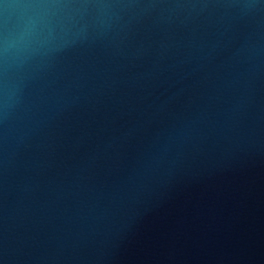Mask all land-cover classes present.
Listing matches in <instances>:
<instances>
[{
    "label": "water",
    "instance_id": "95a60500",
    "mask_svg": "<svg viewBox=\"0 0 264 264\" xmlns=\"http://www.w3.org/2000/svg\"><path fill=\"white\" fill-rule=\"evenodd\" d=\"M0 264H264V0H0Z\"/></svg>",
    "mask_w": 264,
    "mask_h": 264
}]
</instances>
